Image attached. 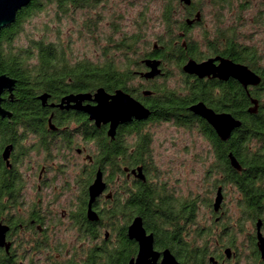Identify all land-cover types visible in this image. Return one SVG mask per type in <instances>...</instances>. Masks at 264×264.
<instances>
[{
    "label": "flooded vegetation",
    "instance_id": "obj_1",
    "mask_svg": "<svg viewBox=\"0 0 264 264\" xmlns=\"http://www.w3.org/2000/svg\"><path fill=\"white\" fill-rule=\"evenodd\" d=\"M215 1L218 2L213 14L215 20H212L211 29L203 33L207 31L226 43V38L236 36L233 29L237 21H245L241 9L244 7L246 10L251 4L248 0H240L238 9H235L231 5L232 0ZM261 6L249 19V24L254 28H263L258 23L264 21V1ZM197 12L185 18L189 27L187 32L181 30L179 33L188 36L184 40L185 49H188L186 43L193 39L203 54L200 58L188 56L178 74L182 72L180 79H187L189 83L196 80L214 82L217 85L215 99H225L227 91L230 101L217 108L203 99L184 106L187 112L207 125L192 130L197 131L204 142L205 147L198 153V161L206 180L197 185L196 192H186L187 187L182 185L173 187L172 170H162L157 166L151 145L143 159H134L136 144L131 141L134 137L127 135L129 129L139 127L143 133L153 135L151 125L154 123L173 124V121L157 119V105L152 100L155 99L153 88H140L142 95L124 90L140 101L151 114L147 119L133 118L120 124L116 137L112 139L108 135L110 123L97 125L88 113L70 106L73 102L62 105L63 100L71 94H94L98 88H71L75 84L72 80L64 81L67 86H62L61 80H53L54 87L44 89L41 87L44 85L43 79L28 80L20 85L13 78L17 82L12 93L4 91L1 94L2 108L12 115H0V226L6 227V243L0 246V264H103L108 260V249L114 245H117L119 259L127 258L129 264L140 251L139 242L129 235V228L136 218H142L148 235L153 234L154 250L163 253L168 249L180 264H188V256L182 245L194 238L199 250V264H264V129L261 130L262 136L251 137L247 143L249 165L243 166L233 149L237 134L239 131L246 132V129L240 126L224 140L206 119L189 109L203 102L216 113L230 114L238 119L235 115L238 84L249 102L247 112L256 114L250 112L254 106L253 100H257L259 110L264 94L255 97L251 92L260 88L261 83L245 87L234 77L227 80L213 76L200 78L185 72L183 67L191 59L201 63L222 57L247 66L261 77V82L262 74L246 62L237 61L231 54L210 52L203 38L195 39L193 29L205 27L203 11H200V21L189 25L187 19H193ZM215 22L217 24L214 26ZM237 34L243 38L252 37L241 35L240 30ZM257 55H261L257 60L259 69L263 70L264 52L258 48ZM148 58L161 61L157 56ZM215 63L220 64V60ZM134 69L138 78L142 79L141 83L146 85L155 86L158 79L165 81L168 78L162 62L160 74L151 79L144 77L149 71L146 65L142 69ZM144 90L152 93L144 95ZM45 93L49 97L43 101L41 96ZM82 104L95 105L96 102L86 99ZM182 129L190 131L187 127ZM207 133H211L213 139ZM220 147H223L225 161L219 156L217 149ZM254 155L260 156V159L255 160ZM232 156L236 157L239 168L233 165ZM98 172L102 173L105 189L92 201L90 188ZM236 172L241 175L237 176ZM242 179L245 183H242ZM219 195L222 201L216 210L214 205ZM190 198L193 203L195 199L197 205L195 223L188 226L182 219L177 227L170 224L165 230L168 232V242L174 246L158 248L157 235L154 230L147 229L144 215L170 211L172 199L177 201L174 210L182 212ZM201 205L208 206V218L199 215ZM90 209L96 218L89 214ZM162 259L163 255L158 264H162Z\"/></svg>",
    "mask_w": 264,
    "mask_h": 264
},
{
    "label": "trees",
    "instance_id": "obj_2",
    "mask_svg": "<svg viewBox=\"0 0 264 264\" xmlns=\"http://www.w3.org/2000/svg\"><path fill=\"white\" fill-rule=\"evenodd\" d=\"M124 1L134 3V0ZM203 1L192 0L191 5L185 6L179 0H142V9L132 32L129 33L122 28L120 25L121 16L117 15L111 18L110 33L106 38L107 46L103 47L102 50L105 57L103 61L82 60L73 62L68 57L69 53L64 43L58 40H49L47 37L35 41L34 46H31L32 49L17 51L12 45L19 35L20 23L31 18L39 11L46 10L48 7H53L58 20L62 16L73 17L75 11L84 10L88 12L85 25L94 34L96 28L105 19L104 15L98 12V7L105 5L107 0H33L28 7L18 13L14 24L0 32V75L6 74L11 78H16L20 85H24L28 80L43 79L44 85L41 87L44 89L53 88V85H55V83H52L53 80H61L62 86H67L64 83L65 80H72L75 84L71 88L95 90L96 88L104 87L110 93L115 92L117 89H122L133 94L142 95L140 88H153L155 90L153 96L155 99L152 98V100L153 104L157 105L155 107L157 119L173 121L174 126L187 127L193 133L192 130L194 128L200 125H207L202 124L201 120L191 112H187L184 106H189L200 99H203L214 108L221 107L230 102L227 91H225V99L221 98V101L215 99L214 90L217 85L214 82L204 83L196 80L194 83H189L184 78H181V81L180 76L182 72L178 74L188 56L200 58L203 54L199 44H196L193 39L186 43L188 49H185L184 40L188 36H181L179 33L181 30L187 32L189 29L185 18L191 16L195 11L204 10ZM154 2H159L161 5L159 21L162 25V31L153 34L152 37H155V41L152 42L150 36L147 35V20L150 7ZM217 4V1L212 0L211 5L214 9L218 6ZM241 10L243 12L245 8L243 7ZM216 18L218 19V15ZM216 24L215 22L214 26ZM240 24L243 25L244 23L238 20L233 29L236 36L226 38V43L220 37H213L207 31L205 34L203 33L202 40L207 42L206 48L210 52L231 54L237 61H244L252 69L259 70L257 72L262 74V82L259 86L260 88L252 91L251 94L255 97H261L264 94V69H259V60H257L261 55H257L258 46L255 43H245L242 40L243 37L238 36ZM258 24L264 26V21ZM214 31L216 30L214 29ZM115 35L121 36L114 42L113 37ZM244 38L251 40V37L244 36ZM155 44H157V49H154ZM109 45L110 47L114 46L118 51H122L123 56L125 55V61L122 62V65L115 61L114 58L106 57L109 54ZM155 56L161 58L162 66L164 71L168 73V78L165 79L164 83L155 86L146 85L141 82L136 83L135 80L138 78V75L135 73L136 70L133 69V66L136 65L137 69H142L145 67L144 60ZM177 74L179 81L174 86H171L168 81L176 77ZM35 87H40V85H36ZM223 88L227 89L226 87ZM136 89L137 91H135ZM248 104L249 102L244 90L236 84L235 115L242 121V128H245L246 132L239 131L233 151L243 166L249 165L247 162V152L249 149L247 143L251 141V137L262 136L261 130L264 129V101L256 114H249L247 112ZM178 106L182 107L176 108ZM205 132L207 131L205 130ZM127 135L134 137L131 140L136 144L134 145V159H143L144 153H149L150 151L149 145L152 141V134L149 132L143 133L139 127H135L129 129ZM207 135L213 139L211 133H207ZM117 140L118 137L115 141ZM222 148L220 147L217 150L220 158L225 161L226 158L223 155L224 150ZM253 158L257 160L260 159V156L254 155ZM236 174L237 176L241 175L238 172ZM241 181L245 183L244 179ZM169 200L167 199V201ZM176 202V200H171L169 204L171 207L170 211L144 215L147 229L154 230L157 235L156 245L158 248H172L174 246L168 242V232L165 230L170 224L177 227L183 221L182 219H184L188 226H191L196 221L197 205L195 204V199L193 203L190 198L188 204L183 206V211L186 212L175 211ZM181 248L188 256V264H199V250L195 238L184 243ZM127 260V258L119 259L117 245H114L108 249V260L103 264H127ZM99 264H102V262Z\"/></svg>",
    "mask_w": 264,
    "mask_h": 264
},
{
    "label": "rangeland",
    "instance_id": "obj_3",
    "mask_svg": "<svg viewBox=\"0 0 264 264\" xmlns=\"http://www.w3.org/2000/svg\"><path fill=\"white\" fill-rule=\"evenodd\" d=\"M251 7L242 12L244 16V24L240 28V34L252 36L251 40L242 38L245 43H255L261 52L264 51V26L263 28H254L249 24L254 14L259 11L264 0H248ZM131 1L124 0H107L105 5L98 7V12H101L105 19L96 28L95 33H91L85 25V19L88 17V12L84 10L75 11L73 17L62 16L60 20L56 18L53 7H48L46 10L39 11L31 18L20 23L19 35L13 42L17 51L28 50L34 46L35 41L47 37L49 40H58L65 44L68 50V57L74 61L90 60L103 61L105 59L103 47L107 46V35L110 33V20L115 16H121L120 25L127 32L134 30V25L137 22L138 15L142 9V0ZM240 0H232V6L238 9ZM203 17L204 28L193 29L192 36L195 39L201 40L204 30L211 29L213 20L214 8L212 0L203 1ZM161 5L159 2H154L148 13V29L147 35L150 40L155 41L153 34L162 31V25L159 21ZM94 13V11H92ZM91 13V14H92ZM121 35L113 37L114 42ZM14 49V50H15ZM109 54L107 58H114L120 65L125 61V55L122 51H118L114 46L109 45ZM137 66H133L134 68ZM164 79L160 78L156 81L157 85L164 83ZM179 81L178 77L170 79L168 82L174 86ZM136 83L143 82L139 77L135 80ZM153 132L152 141L150 143L153 150V157L157 162V166L162 170H172L173 187L178 185L186 186V192L191 190L196 192L197 185L206 180V174L198 161V153L204 149V142L197 134V131H187L182 127H176L172 123L156 122L151 125ZM205 175V176H204ZM175 178L181 180H175ZM185 188V187H184ZM203 196H205L203 194ZM200 216L204 218L209 216L208 206L201 205Z\"/></svg>",
    "mask_w": 264,
    "mask_h": 264
},
{
    "label": "water",
    "instance_id": "obj_4",
    "mask_svg": "<svg viewBox=\"0 0 264 264\" xmlns=\"http://www.w3.org/2000/svg\"><path fill=\"white\" fill-rule=\"evenodd\" d=\"M33 0H0V32L10 27L17 20L18 13L28 7ZM186 6L191 5L192 0H179ZM201 20V12H197L195 17L188 18L187 23L191 25L196 21ZM157 44L154 45V48ZM220 60V64L215 62ZM145 65L149 68V71L144 74L147 79L158 76L161 72V61L158 59L147 58L144 60ZM183 70L190 74H195L200 78L204 77H216L221 80H227L230 77H234L245 87L248 85H258L261 83V77L254 71L250 70L247 66L234 63L231 60L214 57L201 63L195 60H189ZM16 80L6 74L0 75V115L2 117H11L12 113L6 111L1 106V94L4 91H10L12 93ZM144 95H150V90H144ZM49 97L48 93L41 96L43 101H46ZM94 100L95 105L83 106L84 100ZM74 108L80 109L90 115V119L96 121L97 125L101 123H110L108 135L112 139L116 137L117 128L120 124L127 123L133 118L147 119L151 112L140 101L126 93L122 89H117L114 93L108 92L104 87H99L94 94L80 93L71 94L67 96L63 102ZM253 108L250 109L251 113H256L258 110L257 100H253ZM69 107V106H67ZM190 111L206 119L216 130L218 135L226 140L230 137L232 131L242 126V121L236 119L230 114L216 113L213 109L208 108L203 102L192 105ZM232 163L235 167L239 168L240 165L236 157H231ZM105 189V183L103 182L102 173L98 172L96 178L90 188L92 201ZM222 197L219 195L215 202V209L217 210L221 204ZM89 214H95L93 211H89ZM5 226H0V246H5ZM129 235L131 238L136 239L140 245V251L136 259H132L129 264H158V260L163 255L162 264H180L175 257L167 249L163 253H159L154 250V237L153 234L148 235L143 227L142 218H136L134 223L129 228ZM262 243L264 245L263 239ZM264 249V247H262Z\"/></svg>",
    "mask_w": 264,
    "mask_h": 264
}]
</instances>
